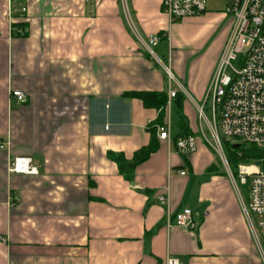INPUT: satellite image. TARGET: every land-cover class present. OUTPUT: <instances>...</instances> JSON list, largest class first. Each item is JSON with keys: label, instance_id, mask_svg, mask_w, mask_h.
Masks as SVG:
<instances>
[{"label": "crops", "instance_id": "0c3cea01", "mask_svg": "<svg viewBox=\"0 0 264 264\" xmlns=\"http://www.w3.org/2000/svg\"><path fill=\"white\" fill-rule=\"evenodd\" d=\"M231 27L207 10L170 24L161 0H0V264H264L235 184L199 136L202 118L211 133L203 109ZM150 33L171 82L136 37ZM169 87L180 113L166 98L157 122L134 94ZM153 138L126 180L111 155L131 160ZM17 155L37 174L9 172ZM183 207L193 227L173 224Z\"/></svg>", "mask_w": 264, "mask_h": 264}, {"label": "built area", "instance_id": "2783aa9c", "mask_svg": "<svg viewBox=\"0 0 264 264\" xmlns=\"http://www.w3.org/2000/svg\"><path fill=\"white\" fill-rule=\"evenodd\" d=\"M224 2V12L231 16L232 27L207 89L206 97L211 110L210 131L213 147L235 184L242 211L253 235L264 243V157L255 162L239 163L233 172L222 151L218 134L219 132L225 138L253 144L264 150V0ZM205 4L206 0H161V10L172 24L181 18L202 14L206 11ZM136 37L159 63L171 82L173 76L168 65L154 53V47L160 40L159 34L150 33L145 40L137 35ZM176 92V89L169 87L168 100L173 99ZM11 95L18 103L26 100L21 91L14 90ZM157 131L160 139L171 137L168 122L157 126ZM176 145L182 153L194 149L191 137L179 138ZM0 148H3L2 142ZM7 169L16 174L34 175L38 172L28 155L14 156ZM238 184L247 187L246 199L239 192ZM165 199L163 195L159 197L161 203ZM191 216L190 208L183 207L173 215V224L184 228L193 227L195 224ZM0 240L3 241L4 238L0 236ZM165 264H177V261L168 258Z\"/></svg>", "mask_w": 264, "mask_h": 264}, {"label": "trees", "instance_id": "16d2710c", "mask_svg": "<svg viewBox=\"0 0 264 264\" xmlns=\"http://www.w3.org/2000/svg\"><path fill=\"white\" fill-rule=\"evenodd\" d=\"M135 96L139 97L144 105L154 106L159 110V115L157 122L161 119L163 115V109L166 104V94L165 93H136ZM181 92L177 91L173 100L176 102V110L180 113V98ZM181 120V119H180ZM164 123V122H163ZM162 123V124H163ZM161 124V125H162ZM159 126V125H157ZM183 126V122L180 124V127ZM156 127V125H155ZM183 129V127H182ZM181 129V130H182ZM183 132L179 134V136H184ZM178 136V137H179ZM155 138L152 139V142L146 146H143L136 150L131 158V160H125L121 155H111V158L117 163L119 172L125 177L126 180H131L133 176V168L136 164L144 160L150 153L153 151V142ZM236 144H232V149L230 150V154H228V163L230 168L234 165L235 167L239 163H250L255 162L260 158L264 157V150L253 145V144H243L240 143L237 147H234ZM232 169V168H231Z\"/></svg>", "mask_w": 264, "mask_h": 264}, {"label": "rangeland", "instance_id": "374dc122", "mask_svg": "<svg viewBox=\"0 0 264 264\" xmlns=\"http://www.w3.org/2000/svg\"><path fill=\"white\" fill-rule=\"evenodd\" d=\"M205 6H206V10L207 11L222 12V11L225 10V2H224V0H206ZM215 33H217V32H215ZM212 39H213V37L210 39V41H212ZM209 105H210L209 102L206 105H204L203 112L205 114V117L210 120L211 119V110L209 108ZM171 116H173L172 117V121L173 122L176 121L177 118L175 117L174 111L171 114ZM200 124H201V130L202 131L199 129V136L201 137V134L205 135V137L208 139L209 143L212 145L213 144L212 135L209 132V130L207 129V126H206L204 118H202V121H201ZM218 134H219L220 141H221L222 151H223V153H225V156L228 159V156H229L228 154H230V150L232 149V144H238L239 145L240 143H243V142H241L239 140H235V139L225 138L219 132H218ZM243 144L246 145L247 143H243ZM234 147H237V146H234ZM214 152H216L215 149H214ZM214 156H215V154H214ZM216 156H218V155L216 154ZM218 162L220 164H222L219 159H218ZM222 167H223V164H222ZM231 168H232L233 172H235L236 167L233 165ZM246 188H247L246 186L238 184L239 192L242 194L244 199L247 198V190H246Z\"/></svg>", "mask_w": 264, "mask_h": 264}, {"label": "water", "instance_id": "95a60500", "mask_svg": "<svg viewBox=\"0 0 264 264\" xmlns=\"http://www.w3.org/2000/svg\"><path fill=\"white\" fill-rule=\"evenodd\" d=\"M234 146H238V144L234 145Z\"/></svg>", "mask_w": 264, "mask_h": 264}]
</instances>
